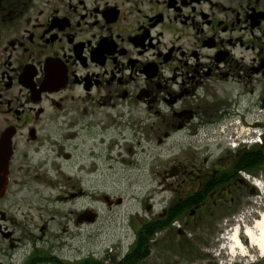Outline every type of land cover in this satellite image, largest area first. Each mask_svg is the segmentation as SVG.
I'll return each instance as SVG.
<instances>
[{
    "label": "flooded vegetation",
    "instance_id": "af4514ba",
    "mask_svg": "<svg viewBox=\"0 0 264 264\" xmlns=\"http://www.w3.org/2000/svg\"><path fill=\"white\" fill-rule=\"evenodd\" d=\"M119 119L179 152L160 176L161 209L145 199L132 228L143 261L186 230L225 247L234 214L256 195L239 173L264 169V0H0V264L38 263L46 221L26 228L22 201L37 200L26 216L41 217L38 201L54 190L60 202L85 197L64 175L70 144ZM256 131L260 145H240ZM78 211L76 226L95 219ZM208 264H264V254L250 247Z\"/></svg>",
    "mask_w": 264,
    "mask_h": 264
},
{
    "label": "rangeland",
    "instance_id": "374dc122",
    "mask_svg": "<svg viewBox=\"0 0 264 264\" xmlns=\"http://www.w3.org/2000/svg\"><path fill=\"white\" fill-rule=\"evenodd\" d=\"M255 134L262 135V132L256 131ZM250 137L242 140L245 146L260 141L256 136ZM69 151L71 162L64 167V175L70 177L69 183L79 184L85 197L60 202L55 200L58 191L54 190L51 201H38L47 210L41 217L26 216L27 205L35 204L37 200L22 201L26 207L21 208L20 218L26 228H33L32 223L40 226L46 221L44 239L36 243L41 253L37 264H81L85 260L111 264L112 259L117 260L131 250L134 243L132 228L146 214L145 199H151L154 212L161 209L160 176L164 170H169V163L179 156V152L153 148L128 125L127 119L116 120L114 126L110 125L104 133H97V137H77L70 144ZM249 171L242 170L239 175L243 176L241 172L248 175ZM252 171L256 176H248L256 195L246 198L234 214L232 230L223 234L229 250L233 229L245 231L260 218L258 214H264V169L261 165L260 169ZM252 181L257 182L259 189L252 185ZM100 196L108 199H100ZM111 197L119 198L120 202L110 200ZM82 209L93 212L95 219L90 223L85 219L76 226V212ZM36 235L40 236L39 233ZM213 236L204 237L187 230L176 233L154 245L153 253L140 264H208L212 257L208 252L215 249ZM242 245L243 253L239 250L231 253L237 257L247 256L250 247L255 248L250 246L248 239ZM26 247L25 252L31 246ZM25 252L19 254V261L23 260Z\"/></svg>",
    "mask_w": 264,
    "mask_h": 264
},
{
    "label": "bare ground",
    "instance_id": "6f19581e",
    "mask_svg": "<svg viewBox=\"0 0 264 264\" xmlns=\"http://www.w3.org/2000/svg\"><path fill=\"white\" fill-rule=\"evenodd\" d=\"M238 228L234 229L231 233L230 241L232 246H230V251L239 250L244 252V247L241 242V236L248 239L251 246H254L261 254H264V214L255 221L252 227H247L245 231L241 234Z\"/></svg>",
    "mask_w": 264,
    "mask_h": 264
},
{
    "label": "trees",
    "instance_id": "16d2710c",
    "mask_svg": "<svg viewBox=\"0 0 264 264\" xmlns=\"http://www.w3.org/2000/svg\"><path fill=\"white\" fill-rule=\"evenodd\" d=\"M247 156L249 158L255 159L256 157L259 156V152L255 151L253 153H248ZM245 170H249V169H245ZM143 228L144 226L141 227L140 230L141 232ZM146 253H147L146 242L145 240L142 241L141 239H139L135 242L134 246L131 248L126 258L123 259L121 263L120 262L118 263L115 259H112L111 264H139L145 258ZM82 264H102V263H99L97 261L89 262L88 260H85Z\"/></svg>",
    "mask_w": 264,
    "mask_h": 264
},
{
    "label": "built area",
    "instance_id": "2783aa9c",
    "mask_svg": "<svg viewBox=\"0 0 264 264\" xmlns=\"http://www.w3.org/2000/svg\"><path fill=\"white\" fill-rule=\"evenodd\" d=\"M259 140V138H257Z\"/></svg>",
    "mask_w": 264,
    "mask_h": 264
}]
</instances>
